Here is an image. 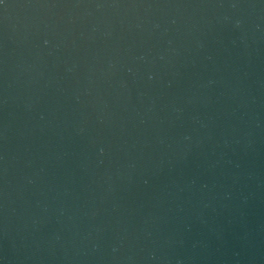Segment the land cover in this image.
<instances>
[{"label":"water","instance_id":"1","mask_svg":"<svg viewBox=\"0 0 264 264\" xmlns=\"http://www.w3.org/2000/svg\"><path fill=\"white\" fill-rule=\"evenodd\" d=\"M0 264H264V0H0Z\"/></svg>","mask_w":264,"mask_h":264}]
</instances>
